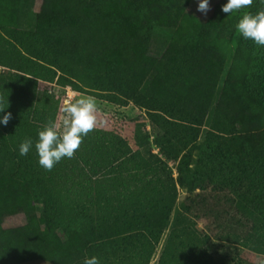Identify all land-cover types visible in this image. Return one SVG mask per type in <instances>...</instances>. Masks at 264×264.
Segmentation results:
<instances>
[{
  "label": "trees",
  "instance_id": "trees-1",
  "mask_svg": "<svg viewBox=\"0 0 264 264\" xmlns=\"http://www.w3.org/2000/svg\"><path fill=\"white\" fill-rule=\"evenodd\" d=\"M188 2L42 0L34 11L30 0H0V99L11 113L0 125V264L91 256L125 264L139 249L133 234L160 243L177 186L186 199L210 189L216 203L246 212L245 238L258 233L264 246V88L244 59L248 40L188 13ZM47 84L131 100L151 129L136 123L134 150L95 128L73 158L46 171L34 149L20 156L18 148L56 122L60 98ZM133 152L141 171L98 178ZM20 213L25 223L7 226ZM171 240L179 241L176 264H222L193 227L173 226Z\"/></svg>",
  "mask_w": 264,
  "mask_h": 264
},
{
  "label": "rangeland",
  "instance_id": "rangeland-1",
  "mask_svg": "<svg viewBox=\"0 0 264 264\" xmlns=\"http://www.w3.org/2000/svg\"><path fill=\"white\" fill-rule=\"evenodd\" d=\"M42 0H30L31 9L36 11L39 9ZM226 0H209L210 10L207 15L197 11L198 0H189L187 3L186 11L192 15L203 19L204 22L212 21L217 22L218 26L224 32L238 33L236 24L241 16L246 13H255L256 11L264 8V4L260 0H253V4L249 8L242 9L239 13H232L227 15L221 11V6ZM249 45L243 49L249 51L244 59L249 61L250 66L256 72L255 79L260 86L264 88V52L263 47L256 46L252 41L248 40ZM233 47V54L226 57V64L229 67L234 59L235 54ZM242 59V58H241ZM5 69L4 67H0ZM60 98V107L56 119L59 126L63 120V113L61 111L63 104L66 100L73 102L84 96H91L97 102L96 112V126L95 128L113 131L123 138H125L134 150L137 149L134 140V132L136 123L138 121L145 122L147 129L150 130L151 126L143 108L136 105L133 101H129L126 105H119L109 102L91 93L80 92L73 90L70 87H62L56 84H47ZM207 125L203 128V135L207 132ZM203 137V136H202ZM154 150L157 148L154 146ZM142 170L135 152L122 158L110 168L103 171L98 175V178L106 177H121L136 173ZM169 170L173 176H177L176 163L169 162ZM123 177V178H122ZM178 187V197L176 206L171 216V223L168 229L162 236L159 244L155 245L148 240L144 233H136L134 240H137L139 249L136 252H129L125 258V264H160L161 258L168 257L169 264H176V257L179 256L177 249L178 240H169L170 232L173 226L186 225L190 228L193 227L199 233L202 240L201 248L207 249L214 255V257L222 264H264V252H261L260 236L255 234L252 239L245 238L243 230L250 231V223L247 224L246 212H240L237 209L230 207L226 208L223 203H216L218 198L214 193L207 189L198 195H192V199H186L187 192L185 189ZM197 192H200L198 189ZM26 216L22 213L16 214L7 220V226H17L25 223ZM223 224V225H221ZM209 239L207 241L206 236ZM141 247V248H140ZM140 251V252H139ZM166 253L168 255L166 256ZM165 258V259H166ZM20 264H51L43 260H31Z\"/></svg>",
  "mask_w": 264,
  "mask_h": 264
},
{
  "label": "clouds",
  "instance_id": "clouds-1",
  "mask_svg": "<svg viewBox=\"0 0 264 264\" xmlns=\"http://www.w3.org/2000/svg\"><path fill=\"white\" fill-rule=\"evenodd\" d=\"M264 4V0H260ZM253 0H226L221 6V11L227 15L239 13L242 9L249 8ZM210 10L209 0H198L197 11L207 15ZM236 30L244 40L252 41L258 47H264V8L255 13H246L241 16L236 24ZM8 100L0 99V125L6 126L11 119V113L6 112ZM62 123L49 121L37 131L35 142L26 139L19 144L20 156H26L35 150L38 165L46 171H51L62 159L73 158L80 147L82 140L96 126L97 102L91 96H84L66 100L61 109ZM83 264H101L97 256L85 257Z\"/></svg>",
  "mask_w": 264,
  "mask_h": 264
}]
</instances>
